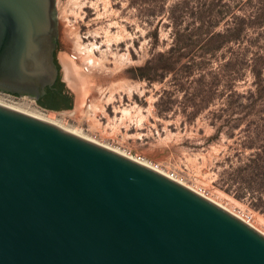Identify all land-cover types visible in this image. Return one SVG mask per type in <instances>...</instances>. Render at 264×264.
<instances>
[{
  "label": "rangeland",
  "instance_id": "obj_1",
  "mask_svg": "<svg viewBox=\"0 0 264 264\" xmlns=\"http://www.w3.org/2000/svg\"><path fill=\"white\" fill-rule=\"evenodd\" d=\"M179 1L183 28L242 29L191 76L186 55L173 69L161 65L171 64L161 55L172 44L167 12ZM57 13V63L73 108L2 92L0 102L147 163L264 232V0H57ZM66 30L85 46L81 56ZM88 51L90 70L80 61ZM64 57L76 63L81 104Z\"/></svg>",
  "mask_w": 264,
  "mask_h": 264
},
{
  "label": "water",
  "instance_id": "obj_2",
  "mask_svg": "<svg viewBox=\"0 0 264 264\" xmlns=\"http://www.w3.org/2000/svg\"><path fill=\"white\" fill-rule=\"evenodd\" d=\"M58 39L57 0H0V92L42 99L61 76ZM66 91L58 110L74 106ZM0 264H264V234L139 161L0 104Z\"/></svg>",
  "mask_w": 264,
  "mask_h": 264
},
{
  "label": "trees",
  "instance_id": "obj_3",
  "mask_svg": "<svg viewBox=\"0 0 264 264\" xmlns=\"http://www.w3.org/2000/svg\"><path fill=\"white\" fill-rule=\"evenodd\" d=\"M186 2H177L170 9L167 17L169 20V26L171 27V38L172 44L170 50L162 54L164 58L166 54H171L172 57L168 58L169 63L171 64H161L163 67H168L167 69H173L175 64L178 63L181 56L189 57V76H191L192 70L194 68H204L207 65L206 58L211 55L214 57L217 52L222 49L225 45H228L232 42H238L242 38V29L241 24L235 30H227L223 33H209L204 32L201 28L194 29L192 24H187L185 28L182 27L184 24L183 15L181 8H184ZM200 21L202 19L196 17L195 21ZM203 24V23H202ZM182 53L180 55H176ZM199 58L201 60L197 61ZM230 63H226L223 68H229ZM47 96L45 100L39 101V103L48 109L58 110L59 104L65 102L66 107H69L68 98H63L60 101L59 93L55 92L52 88L47 89Z\"/></svg>",
  "mask_w": 264,
  "mask_h": 264
},
{
  "label": "bare ground",
  "instance_id": "obj_4",
  "mask_svg": "<svg viewBox=\"0 0 264 264\" xmlns=\"http://www.w3.org/2000/svg\"><path fill=\"white\" fill-rule=\"evenodd\" d=\"M74 34H72V32H70L69 30H66V37L69 39V40H71L72 42H76V46L75 47H77V53H79L80 54V56H81V53L80 52H82L81 51V48L82 47H85V46H83V44L81 43V40L79 39V40H77V41H75V37L73 36ZM89 49V48H88ZM87 49V50H88ZM74 50V49H73ZM76 50V49H75ZM80 52H79V51ZM86 50V49H85ZM84 50V51H85ZM75 52V51H74ZM87 52V51H86ZM83 53V52H82ZM92 53V51L90 52V51H88V56H87V54H86V56L84 55V54H82L83 56H82V59L80 60V61H83L84 62V65H86L87 66V68L89 67V70H90V67L92 66H90L89 65V62L91 63L92 61V57H91V54ZM76 54V53H75ZM91 54V55H90ZM90 55V56H89ZM65 58V59H64ZM63 59V61H64V63H65V67H66V71H67V77H68V75H69V77L71 78H73L74 79V82L72 81V84H73V87H75L76 89H77V91L80 93V100L78 101V103L79 104H81L82 102H83V97L86 95V94H84V90H83V88H81L82 86L81 85H79V83L77 82V77H76V75H74L75 74V72H76V68H75V66H76V63L75 64H73V65H71V63H69L68 62V60H67V58L66 57H64ZM80 59V58H79ZM94 59H95V57H94ZM93 59V60H94ZM95 61L97 62L98 60L97 59H95ZM95 64V63H94ZM96 66V65H95ZM94 65H93V67H95ZM77 67V66H76ZM92 67V68H93ZM86 68V69H87ZM94 69V68H93ZM95 70V69H94ZM76 83H78V84H76ZM81 84V83H80ZM100 100V99H99ZM0 104L1 105H3V106H6V107H9V106H7V105H4V104H2L1 102H0ZM99 103H98V101L97 100H94L93 102H92V104H91V109H92V111H97L98 109H99V107H100V105H98ZM9 108H11V107H9ZM11 109H14V108H11ZM14 110H17V109H14ZM17 111H19V110H17ZM20 112H22V111H20ZM23 113H25V112H23ZM25 114H28V113H25ZM28 115H31V114H28ZM31 116H33V117H36V118H39V119H41V120H44V121H47V122H49V123H52V124H55V123H53L52 121H49V120H47V119H44V118H42V117H39V116H35V115H31ZM55 125H57V124H55ZM59 126V125H58ZM71 132H73V131H71ZM73 133H75V134H77V135H80V134H78L77 132H73ZM80 136H82V135H80ZM83 137V136H82ZM85 138V137H84ZM87 139V138H86ZM89 140V139H88ZM92 141V140H91ZM93 142H95V141H93ZM96 143V142H95ZM97 144H99V143H97ZM101 145V144H100ZM103 146V145H102ZM113 150V149H112ZM114 151H116V150H114ZM116 152H118V153H120V154H122V155H124V156H126V157H128V158H131V159H133L132 158V156L130 157V156H127V155H125V154H123V153H121V152H119V151H116ZM133 160H135V159H133ZM137 161V160H136ZM140 163H142L143 165H145V166H148V167H150V168H153V167H151L149 164H147V163H144V162H141L140 161ZM154 170H156V171H158V172H160V173H162V174H165V173H163V172H161V171H159V170H157V169H155V168H153ZM165 175H167V174H165ZM167 176H169V175H167ZM170 177V176H169ZM177 182H179V183H181V184H183V185H185L184 183H182L181 181H179L178 179H175ZM185 186H187V185H185ZM188 187V186H187ZM190 188V187H189ZM190 189H192V188H190ZM192 190H194V189H192ZM195 191V190H194ZM197 192V191H196ZM202 195V194H201ZM207 199H209V200H211L212 202H214V203H216L217 205H219V206H221L222 208H224V209H226V210H228L229 212H231L232 214H234L233 213V211H231V210H229L228 208H226L225 206H223L222 204H220V203H218V202H216L215 200H213V199H211V198H209V197H206ZM235 215V214H234ZM236 216H238V215H236ZM239 218H241L240 216H238ZM241 219H243V218H241ZM245 222H247L249 225H251L252 227H254L255 229H257L258 231H260L261 233H263L264 234V232H262L258 227H256V225H254L253 223H251V222H249V221H247V220H245V219H243Z\"/></svg>",
  "mask_w": 264,
  "mask_h": 264
},
{
  "label": "flooded vegetation",
  "instance_id": "obj_5",
  "mask_svg": "<svg viewBox=\"0 0 264 264\" xmlns=\"http://www.w3.org/2000/svg\"><path fill=\"white\" fill-rule=\"evenodd\" d=\"M57 62V61H56ZM58 64V63H57ZM64 83L62 82L61 76H59L58 80L56 81L55 85L52 87V89L59 93L60 95V101L65 97V98H70V96L68 95V92L66 91V89L63 88ZM49 89V88H48ZM47 91V90H46ZM48 94V93H47ZM47 94L40 99L41 100H45L44 98L47 96ZM38 101V102H39Z\"/></svg>",
  "mask_w": 264,
  "mask_h": 264
},
{
  "label": "built area",
  "instance_id": "obj_6",
  "mask_svg": "<svg viewBox=\"0 0 264 264\" xmlns=\"http://www.w3.org/2000/svg\"><path fill=\"white\" fill-rule=\"evenodd\" d=\"M172 178V177H171Z\"/></svg>",
  "mask_w": 264,
  "mask_h": 264
}]
</instances>
